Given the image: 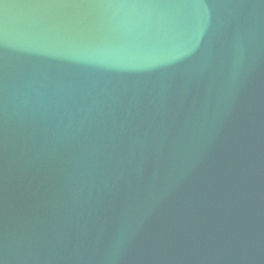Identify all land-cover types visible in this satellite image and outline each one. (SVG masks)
I'll return each instance as SVG.
<instances>
[{"label":"water","instance_id":"1","mask_svg":"<svg viewBox=\"0 0 264 264\" xmlns=\"http://www.w3.org/2000/svg\"><path fill=\"white\" fill-rule=\"evenodd\" d=\"M0 264H264V0H0Z\"/></svg>","mask_w":264,"mask_h":264}]
</instances>
